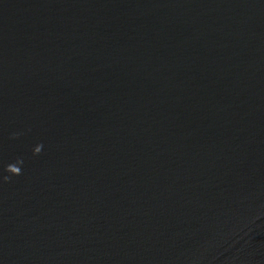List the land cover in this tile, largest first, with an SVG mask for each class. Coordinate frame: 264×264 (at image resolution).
Returning a JSON list of instances; mask_svg holds the SVG:
<instances>
[{"label":"water","instance_id":"1","mask_svg":"<svg viewBox=\"0 0 264 264\" xmlns=\"http://www.w3.org/2000/svg\"><path fill=\"white\" fill-rule=\"evenodd\" d=\"M0 264H264V0H0Z\"/></svg>","mask_w":264,"mask_h":264},{"label":"clouds","instance_id":"2","mask_svg":"<svg viewBox=\"0 0 264 264\" xmlns=\"http://www.w3.org/2000/svg\"><path fill=\"white\" fill-rule=\"evenodd\" d=\"M19 134H14L13 139L18 138ZM43 149V145H38L34 148V155H40ZM24 161L23 159H18L14 163L9 164L6 167V172L9 173L10 175L4 176L3 180L5 182H10L12 176H20L22 175V167H23Z\"/></svg>","mask_w":264,"mask_h":264}]
</instances>
